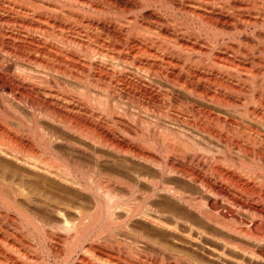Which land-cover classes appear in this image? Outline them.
Wrapping results in <instances>:
<instances>
[{
	"label": "bare ground",
	"instance_id": "bare-ground-1",
	"mask_svg": "<svg viewBox=\"0 0 264 264\" xmlns=\"http://www.w3.org/2000/svg\"><path fill=\"white\" fill-rule=\"evenodd\" d=\"M0 99V264H264V0H0Z\"/></svg>",
	"mask_w": 264,
	"mask_h": 264
},
{
	"label": "rangeland",
	"instance_id": "rangeland-1",
	"mask_svg": "<svg viewBox=\"0 0 264 264\" xmlns=\"http://www.w3.org/2000/svg\"><path fill=\"white\" fill-rule=\"evenodd\" d=\"M179 16V17H178ZM149 19H153V18H155L154 16H149L148 17ZM176 19H177V22H178V19H179V22L178 23H182V24H187L188 22H190L189 20H187V19H184V18H182L180 15H177V17H176ZM187 20V21H186ZM183 21V22H182ZM187 22V23H186ZM37 35H39V38H41L42 40H44V41H47V42H58L57 44H59V43H61L60 41H55V40H52V39H49L50 41H48V40H46V38L45 37H43L42 38V36L40 35V34H37ZM41 36V37H40ZM52 40V41H51ZM52 42V43H53ZM53 43V44H54ZM54 44L56 47H60V48H62L61 47V45L63 44H59L60 46H58L57 44ZM64 45V44H63ZM62 45V46H63ZM66 46L64 45L63 46V48H65ZM27 94V95H26ZM7 96H9V97H11V99L12 100H8V98L6 99V100H8V101H13V103H15V101H14V99L15 100H22V101H30L31 100V98L33 99V96H31V95H29L28 93H26L22 88H17L16 89V92L14 93V96L12 97V96H10V95H7ZM5 97V96H4ZM19 97V98H18ZM21 97V98H20ZM6 98V97H5ZM14 98V99H13ZM30 99V100H29ZM0 101H1V99H0ZM1 104V103H0ZM1 109V108H0ZM22 110H21V112H22V115H25V117H29L30 115V113L28 114V111L27 110H25L24 108H21ZM142 115H144V116H150V115H148V113H146V114H144V113H141ZM150 114V113H149Z\"/></svg>",
	"mask_w": 264,
	"mask_h": 264
}]
</instances>
